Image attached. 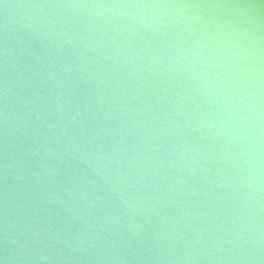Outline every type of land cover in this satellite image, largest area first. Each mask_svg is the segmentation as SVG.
<instances>
[{
    "label": "water",
    "instance_id": "water-1",
    "mask_svg": "<svg viewBox=\"0 0 264 264\" xmlns=\"http://www.w3.org/2000/svg\"><path fill=\"white\" fill-rule=\"evenodd\" d=\"M208 8L0 0V264H264V42Z\"/></svg>",
    "mask_w": 264,
    "mask_h": 264
},
{
    "label": "clouds",
    "instance_id": "clouds-1",
    "mask_svg": "<svg viewBox=\"0 0 264 264\" xmlns=\"http://www.w3.org/2000/svg\"><path fill=\"white\" fill-rule=\"evenodd\" d=\"M264 0H209L207 23L237 58H250L264 42Z\"/></svg>",
    "mask_w": 264,
    "mask_h": 264
}]
</instances>
